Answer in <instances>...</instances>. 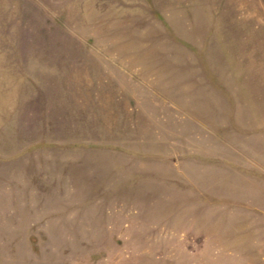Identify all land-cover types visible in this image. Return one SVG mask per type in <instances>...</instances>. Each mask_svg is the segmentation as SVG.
I'll list each match as a JSON object with an SVG mask.
<instances>
[{
  "label": "rangeland",
  "instance_id": "rangeland-1",
  "mask_svg": "<svg viewBox=\"0 0 264 264\" xmlns=\"http://www.w3.org/2000/svg\"><path fill=\"white\" fill-rule=\"evenodd\" d=\"M0 264H264V0H0Z\"/></svg>",
  "mask_w": 264,
  "mask_h": 264
}]
</instances>
